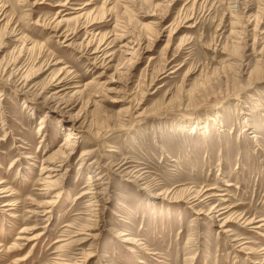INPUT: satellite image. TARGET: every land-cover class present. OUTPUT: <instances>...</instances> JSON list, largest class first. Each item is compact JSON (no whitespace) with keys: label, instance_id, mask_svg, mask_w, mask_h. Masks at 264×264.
I'll return each mask as SVG.
<instances>
[{"label":"rangeland","instance_id":"374dc122","mask_svg":"<svg viewBox=\"0 0 264 264\" xmlns=\"http://www.w3.org/2000/svg\"><path fill=\"white\" fill-rule=\"evenodd\" d=\"M0 264H264V0H0Z\"/></svg>","mask_w":264,"mask_h":264},{"label":"bare ground","instance_id":"6f19581e","mask_svg":"<svg viewBox=\"0 0 264 264\" xmlns=\"http://www.w3.org/2000/svg\"><path fill=\"white\" fill-rule=\"evenodd\" d=\"M60 82V81H59ZM61 83H63V81L61 82ZM64 86V85H63ZM61 88V87H60ZM60 92V91H59ZM70 137V136H69ZM54 171V170H53ZM89 180H92V177L91 176H89V178H88ZM93 181V180H92ZM92 181H90V182H92ZM92 187V185H90L89 186V190H95L94 188L92 189L91 188ZM86 194H93V195H95V194H97V192L96 193H92V191L91 192H84L83 193V195H86ZM54 204V202H49L48 204H46V205H48L47 207L49 208V209H51L52 208V205ZM4 206H6L5 204H3V207ZM221 214V213H220ZM256 222V221H255ZM254 222V223H255ZM247 224H250V223H253V222H246ZM262 226V225H261ZM259 227V226H258ZM257 227V228H258ZM262 228V227H261ZM87 258L89 257V256H86Z\"/></svg>","mask_w":264,"mask_h":264}]
</instances>
